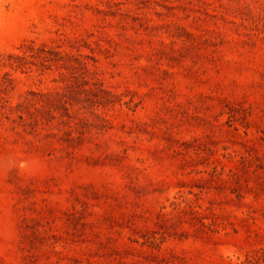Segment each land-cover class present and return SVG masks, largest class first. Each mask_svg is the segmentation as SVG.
I'll use <instances>...</instances> for the list:
<instances>
[{
	"label": "rangeland",
	"instance_id": "rangeland-1",
	"mask_svg": "<svg viewBox=\"0 0 264 264\" xmlns=\"http://www.w3.org/2000/svg\"><path fill=\"white\" fill-rule=\"evenodd\" d=\"M0 264H264V0H0Z\"/></svg>",
	"mask_w": 264,
	"mask_h": 264
}]
</instances>
